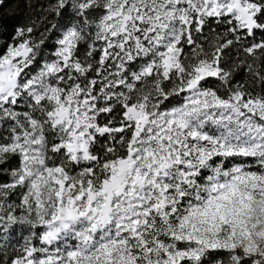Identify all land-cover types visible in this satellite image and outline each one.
Listing matches in <instances>:
<instances>
[{
	"label": "snow or ice",
	"instance_id": "1",
	"mask_svg": "<svg viewBox=\"0 0 264 264\" xmlns=\"http://www.w3.org/2000/svg\"><path fill=\"white\" fill-rule=\"evenodd\" d=\"M0 264H264V0H0Z\"/></svg>",
	"mask_w": 264,
	"mask_h": 264
}]
</instances>
